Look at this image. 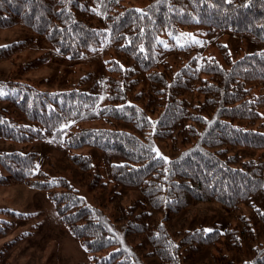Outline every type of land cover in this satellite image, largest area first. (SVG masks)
<instances>
[{
  "label": "trees",
  "instance_id": "obj_1",
  "mask_svg": "<svg viewBox=\"0 0 264 264\" xmlns=\"http://www.w3.org/2000/svg\"><path fill=\"white\" fill-rule=\"evenodd\" d=\"M132 1L0 0V33L20 27L71 60L115 49L137 67L113 60L108 78L88 75L61 91L0 80V139L94 148L110 181L139 192L140 199L126 204L114 193L109 216L86 205L66 178L39 170L38 153L29 148L0 152V186L46 192L93 264H190L208 250L216 253L214 264H236L231 254H242L244 240L255 242L264 229V161L242 152L264 151V132L253 129L261 103L252 94L253 84L264 83V52L234 60L221 46L223 62L193 59L174 70L162 64L170 50L163 42L199 28L209 39L229 31L264 47V0H143L142 8ZM34 47L33 38L2 46L0 62ZM49 56L21 65L17 73L39 70ZM102 119L112 127L73 130ZM155 141L187 147L166 160L156 154ZM69 158L88 190L109 186L93 157ZM199 203L235 212L241 227L177 230L183 214ZM247 206L250 214H241ZM14 228L0 221V236ZM242 264H264V242Z\"/></svg>",
  "mask_w": 264,
  "mask_h": 264
},
{
  "label": "rangeland",
  "instance_id": "obj_2",
  "mask_svg": "<svg viewBox=\"0 0 264 264\" xmlns=\"http://www.w3.org/2000/svg\"><path fill=\"white\" fill-rule=\"evenodd\" d=\"M130 3L142 8L147 1L133 0ZM32 38L35 40L34 48L14 56L9 61L0 62V80L33 84L45 91H61L68 87H77L88 75L94 79L108 78L111 74L109 68L113 60L121 62L125 68L137 69L133 60L124 57L115 49L100 48L81 59L71 60L69 57L59 55L42 38L20 27L2 31L0 47ZM163 45L170 50L162 64L165 63L174 70L193 59L199 61L208 58L223 62L221 46L228 48L234 60L247 54L264 52V47L255 44L245 36H237L232 32L225 31L219 33L214 39H209L199 28L181 30L178 34H172L166 42H163ZM47 53L50 54L48 63L42 68L25 75L17 73L21 65L42 58ZM253 85L252 94L261 103L258 108L261 118L253 129L264 132V83ZM138 90H141V87ZM111 127V124L102 119L78 123L74 125L73 130L82 128L109 129ZM145 138L151 139V134L148 131L145 133ZM154 146L156 154L166 160L172 159L187 147L182 144H174L172 141H155ZM28 148L34 149L38 153L37 168L39 170L45 172L49 178H66L84 199L86 205L100 207L109 216L112 215V209L108 205L109 199L114 193L119 192L126 204L141 197L139 192L125 191L110 181L102 164L101 153L94 148L84 147L70 150L65 143L52 144L48 141H36L26 145L0 139V152L22 151ZM242 152L247 159L264 161V151L262 150H243ZM71 155L93 157L104 182L109 183V186L98 192H91L84 187L80 182L78 169L69 158ZM257 201L259 202V200ZM249 212V206L242 207L240 210L241 214L249 215ZM183 219V226L176 224L177 230L185 231L203 227L206 231H212L222 230L228 225L236 228L241 227L239 220L235 218V212L217 203H199L191 210L186 211L182 216ZM3 220L12 222L15 228L7 236H0V264H93L82 243L70 233L61 221L46 192L31 189L24 184L0 186V221ZM263 231V228L259 230L255 242L244 240L243 253H232L231 260L236 264L250 260L254 255V250L264 242ZM212 253L216 255L214 250L213 252L208 250L190 264H214Z\"/></svg>",
  "mask_w": 264,
  "mask_h": 264
},
{
  "label": "snow or ice",
  "instance_id": "obj_3",
  "mask_svg": "<svg viewBox=\"0 0 264 264\" xmlns=\"http://www.w3.org/2000/svg\"><path fill=\"white\" fill-rule=\"evenodd\" d=\"M3 93H0V95H2Z\"/></svg>",
  "mask_w": 264,
  "mask_h": 264
}]
</instances>
